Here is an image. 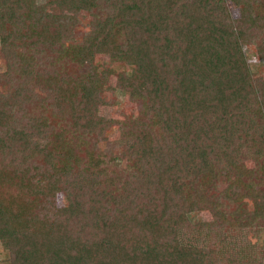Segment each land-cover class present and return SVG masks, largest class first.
Masks as SVG:
<instances>
[{
	"label": "trees",
	"instance_id": "obj_1",
	"mask_svg": "<svg viewBox=\"0 0 264 264\" xmlns=\"http://www.w3.org/2000/svg\"><path fill=\"white\" fill-rule=\"evenodd\" d=\"M234 4L235 17L222 0H0L5 264H264L237 253L210 258L185 236L214 196L201 186L184 192L199 167H232L248 121L236 112L250 96L264 115L263 77L242 54L247 45L264 48V0ZM82 11L90 28L73 48ZM64 48L67 55L50 54ZM96 54L130 66L116 86L135 104L133 117L98 114L108 99ZM114 125L119 166L55 168L56 152L42 143L55 127L101 138ZM159 129L173 133L169 144ZM172 223L181 230L170 232ZM217 227L222 239L250 243L240 226Z\"/></svg>",
	"mask_w": 264,
	"mask_h": 264
},
{
	"label": "rangeland",
	"instance_id": "obj_2",
	"mask_svg": "<svg viewBox=\"0 0 264 264\" xmlns=\"http://www.w3.org/2000/svg\"><path fill=\"white\" fill-rule=\"evenodd\" d=\"M222 1L226 3L233 17L239 15L234 0ZM36 2L40 3L43 0ZM78 18L79 23L73 27L72 38L67 42L73 48L78 47L82 36L90 28V14L87 11L80 12ZM61 50L50 54L57 57L70 52L65 48ZM263 50L264 48L258 44L242 47L248 71L260 72L264 80V61L260 58ZM93 61L98 74L102 77V86L108 99L106 104L98 106V114L106 118L133 117L136 114L135 104L129 100L127 91L116 86L117 73L130 72V66L112 60L107 54H96ZM3 70L4 63L0 56V71ZM236 117H246L248 121L245 127L237 131L240 141L234 149L236 159L233 160L232 167L222 168L214 161L206 168L199 167L197 177L184 190L189 196H193L197 192V186H201L214 195L208 200L209 208L198 212L197 223L191 225L185 236L205 248L210 258L230 257L237 253L243 258L264 261V115L258 100L252 95L248 103L237 110ZM220 124L218 123V126ZM158 132L167 144L171 142L170 137L173 133L166 135L162 129ZM117 136L118 129L115 125L101 138H84L67 126H59L52 129L42 143L56 152L55 168L79 165L85 170H95L105 162L113 166H119L124 162L122 159L118 161L114 158L121 151L119 146L112 143ZM114 161L115 163L118 161V165H115ZM56 192L58 205H62L65 203V194L59 189H56ZM195 207H198L197 203ZM215 213L220 217L217 218ZM220 220H227L230 227L240 226L250 243L241 246L235 239H222L221 228L217 227ZM201 222L207 225L201 226ZM180 227L175 223L166 225L170 232L181 230ZM189 239H186V242H190ZM7 254L0 243V264H5Z\"/></svg>",
	"mask_w": 264,
	"mask_h": 264
}]
</instances>
